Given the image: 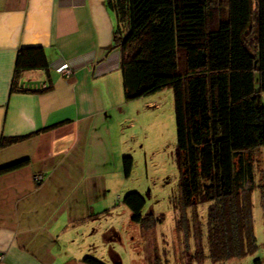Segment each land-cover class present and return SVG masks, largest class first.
I'll return each instance as SVG.
<instances>
[{"label": "crops", "instance_id": "1", "mask_svg": "<svg viewBox=\"0 0 264 264\" xmlns=\"http://www.w3.org/2000/svg\"><path fill=\"white\" fill-rule=\"evenodd\" d=\"M116 28L107 0H0V168L26 162L0 175L3 264H115L121 223L147 229L132 222L120 193L134 138L125 125L134 127L141 99L126 100L114 67ZM30 47L43 48L54 68L23 73L13 91L18 53ZM64 62L72 74L58 70ZM4 137L20 140L2 148Z\"/></svg>", "mask_w": 264, "mask_h": 264}, {"label": "trees", "instance_id": "2", "mask_svg": "<svg viewBox=\"0 0 264 264\" xmlns=\"http://www.w3.org/2000/svg\"><path fill=\"white\" fill-rule=\"evenodd\" d=\"M107 1L117 20L112 53L119 54L114 67L122 72L126 100L174 92L181 204H211V259L255 253L254 155L264 146V0ZM37 70H52L45 50L21 49L12 90L23 73ZM50 89L51 83L40 92ZM18 140L4 137L1 147ZM25 163L0 168V175ZM123 163L129 177L134 160L125 157ZM122 202L133 223H154L142 214L146 200L139 192ZM83 262L105 264L95 257Z\"/></svg>", "mask_w": 264, "mask_h": 264}, {"label": "rangeland", "instance_id": "3", "mask_svg": "<svg viewBox=\"0 0 264 264\" xmlns=\"http://www.w3.org/2000/svg\"><path fill=\"white\" fill-rule=\"evenodd\" d=\"M132 112L134 127L125 125V132L134 138L126 141V156L122 157H132L134 166L126 177L122 162L124 184L120 193L124 199L129 193L139 192L146 200L142 214L154 223L144 232L138 225L132 224V229L121 223L125 243L115 246L119 264H264V146L254 155L257 188L252 202L258 250L243 258L216 262L210 257L208 246L211 204L196 209L181 204L173 90L142 98ZM120 211L125 212H119L121 221L129 218L128 209ZM102 262L113 264L108 258Z\"/></svg>", "mask_w": 264, "mask_h": 264}, {"label": "built area", "instance_id": "4", "mask_svg": "<svg viewBox=\"0 0 264 264\" xmlns=\"http://www.w3.org/2000/svg\"><path fill=\"white\" fill-rule=\"evenodd\" d=\"M58 70L64 75L72 74V71H71L70 67L67 64H63V65L61 64L58 67ZM36 178L38 180H42L43 179V177L41 175L40 176L38 175ZM3 261H4V255L2 253H0V264H3Z\"/></svg>", "mask_w": 264, "mask_h": 264}, {"label": "clouds", "instance_id": "5", "mask_svg": "<svg viewBox=\"0 0 264 264\" xmlns=\"http://www.w3.org/2000/svg\"><path fill=\"white\" fill-rule=\"evenodd\" d=\"M63 64H66V63L64 62V63H62V65H63ZM52 68H54V67H53V64L51 63V69H52Z\"/></svg>", "mask_w": 264, "mask_h": 264}]
</instances>
